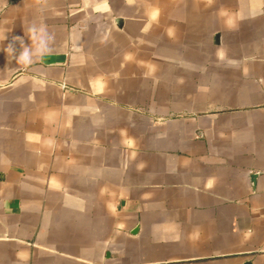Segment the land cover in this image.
<instances>
[{
    "label": "crops",
    "instance_id": "1",
    "mask_svg": "<svg viewBox=\"0 0 264 264\" xmlns=\"http://www.w3.org/2000/svg\"><path fill=\"white\" fill-rule=\"evenodd\" d=\"M0 264H264V0H0Z\"/></svg>",
    "mask_w": 264,
    "mask_h": 264
},
{
    "label": "clouds",
    "instance_id": "2",
    "mask_svg": "<svg viewBox=\"0 0 264 264\" xmlns=\"http://www.w3.org/2000/svg\"><path fill=\"white\" fill-rule=\"evenodd\" d=\"M29 32L31 33V47L25 46L23 51L15 56L21 65L30 64L34 59L44 56L48 51V42L51 40V36L43 28L32 27ZM9 51L12 52V49Z\"/></svg>",
    "mask_w": 264,
    "mask_h": 264
}]
</instances>
